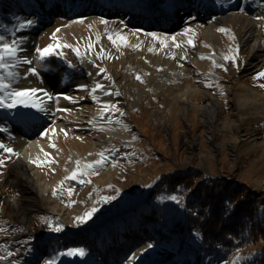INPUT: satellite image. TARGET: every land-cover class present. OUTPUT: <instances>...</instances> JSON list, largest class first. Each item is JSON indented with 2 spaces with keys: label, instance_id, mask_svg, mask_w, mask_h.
<instances>
[{
  "label": "rangeland",
  "instance_id": "obj_1",
  "mask_svg": "<svg viewBox=\"0 0 264 264\" xmlns=\"http://www.w3.org/2000/svg\"><path fill=\"white\" fill-rule=\"evenodd\" d=\"M250 1L257 6L264 5V0ZM170 2L161 0L162 7L158 13L162 16L171 14ZM213 2L220 11H226L236 0ZM12 3L6 8L8 14H0V35L9 41L22 36L23 29L19 28V23L33 20L35 24L39 19H44L47 12L44 4H35L32 0H14ZM69 3L82 12L63 16L57 13L58 10H52L54 18L45 22L44 30L39 28L35 48L43 49L50 43L59 42L79 49L80 55L77 56L71 48H61L44 61L37 58L35 50L31 57L40 71L62 77L63 85L67 84L64 97L71 98L65 99L67 112L83 126L80 137L58 142L57 145L65 151L69 147L80 151L93 149L95 160L100 159L98 153L108 149L110 159L102 166L87 170L76 180L70 178L71 174L65 171L64 165L61 166L63 173L60 175L54 163L41 165V177L48 176L53 180L52 189L42 203L31 210L28 222L14 215L5 197L7 194L14 196L16 190L7 182L3 183L0 187L4 200L0 205V257L8 256L16 246L26 247L28 244L30 264H45L50 259H54V264H136L144 250L150 252L145 264H168L172 259L182 261L190 256L195 257L196 264H234V261L236 264H264V261L259 263L264 256V238L223 255L220 251L206 250L196 231L182 233L179 237L178 224L185 219L186 191H180L179 187L161 186L166 175L186 170H198L204 178L229 180L257 195L258 204L253 218L264 225V116H261L262 111L258 108L264 105V87L261 86L264 85V77L255 78L264 71V60L255 67H247L249 49L242 43V22L235 23L233 19L225 22L223 26L230 31L227 34L218 31L220 43L216 44L208 39L202 29L212 14L196 10L198 26L193 27L190 38L194 46L188 45L193 61L181 59L171 52L167 56L174 62L163 67L160 60L152 61L153 51L144 50L143 35L156 33L158 39L153 38V45H159L160 39L165 38L167 44L171 37H176L175 28L136 30L128 27L110 30L109 18L103 16L102 20L93 22L94 29L81 40L73 33L74 30L80 33L88 29V15L92 10L109 13L122 11L132 18L137 17L133 15L137 11L142 13L146 8L153 9L151 6L158 5L154 4L156 0H69ZM119 6L125 8L119 10ZM240 10L249 11L247 0H243ZM262 30L264 44V24ZM54 32L56 40L51 39ZM113 33L124 34L126 43L114 45L108 39V34ZM89 44L93 45L90 50ZM166 46L160 44L157 53L163 52ZM200 47L205 49V55L200 52ZM237 47L238 53L235 51ZM101 49H104L102 53ZM224 55L235 56L236 59L234 62L225 60ZM202 56L205 58L202 59ZM213 60L223 67H215ZM94 68H98V71H94ZM84 69L92 71V75H84ZM100 69L105 72L101 73ZM9 71L17 74L15 68ZM22 71L25 77L33 75L27 72V68H22ZM4 72L0 69V75H4ZM136 75L141 79L137 80ZM34 76L39 78L38 74ZM14 77L5 76L7 83L13 86L16 81ZM91 77L93 84L86 85ZM157 77L158 80L152 79ZM198 77L205 81L208 90L220 101L215 114L224 125L212 127L214 140L207 137L204 116L196 106L205 103L200 94L190 98L196 105L183 112L180 111L179 98L172 99L167 94L169 89H181L188 82L196 84ZM97 82L124 98L125 103L121 106L116 101L114 104L129 113L130 131L137 135L136 140L111 139L103 147H93L90 136L96 129L90 122L96 117L100 101L96 96L98 91L94 99L91 90ZM249 89L253 92L251 95ZM233 94L239 98L236 107L231 100ZM53 95L58 101L57 92ZM172 104L173 111L166 119L170 127L164 129L155 123L153 117ZM256 109L257 112H252ZM153 110L155 112L152 113ZM236 110L238 115L233 113ZM15 111L16 108H0V132L9 127ZM239 115H243V118ZM52 126L53 122H48L38 136L47 139L52 133ZM46 130L47 135L42 136L41 133ZM215 143L219 145L218 148L214 146ZM231 143L235 151H232ZM4 145L10 147L11 141L5 138ZM12 158L13 154L0 150V159H3L0 180ZM62 162L65 163V158ZM53 189H56L55 195ZM67 189L72 190L71 195ZM170 195H176L180 202L167 199ZM101 197L114 199L102 202ZM58 202L65 209L61 215L54 214ZM92 207L98 209L92 218L86 223L77 224L75 217ZM63 221L69 224L63 227V231L50 229L49 224L54 228L57 224L63 225ZM50 233L51 237L47 239ZM10 236L17 238L15 242H8ZM69 247L83 248L84 255H59ZM237 257L240 258L238 261ZM254 257H257L256 261ZM9 258L10 264H18L20 260L18 258L17 262ZM0 264H5L4 259H0Z\"/></svg>",
  "mask_w": 264,
  "mask_h": 264
},
{
  "label": "bare ground",
  "instance_id": "obj_2",
  "mask_svg": "<svg viewBox=\"0 0 264 264\" xmlns=\"http://www.w3.org/2000/svg\"><path fill=\"white\" fill-rule=\"evenodd\" d=\"M247 1L249 10L247 12L240 10L243 0H236L235 4L226 11H220L213 0H171L170 9L173 12L163 16L158 13L159 8L162 7V3H160L161 0H156L154 4L158 5L155 7L151 6L153 9L150 10L146 8V11L144 10L142 13H140L141 11H139V13L137 11V14L132 13L137 16L132 18L128 17L125 13H121L122 11H113V13H109L95 9L89 12L88 29L80 33L74 30L73 33L78 40H81L94 29L93 22L98 19L102 20L103 16H108L110 30H123L128 27L135 28L136 30H140L141 28L147 30L152 28L159 30L175 28V42H183L181 47L173 46L174 42L172 40L167 41L166 49L161 53H157V47L160 43L158 42L159 45L155 46L153 45V37L148 35L149 33L143 35L142 45L144 50L149 51V48H151V51H153L152 61L160 60V64L165 67L174 62V60L167 56L171 52L175 53V56L181 59L185 58L190 62L193 61L192 52L188 49V44L186 43V41L192 37V33L185 35L183 34V30L186 28L193 30V27L198 26L195 21L198 17H196L194 13L197 10L201 11V13L212 14L210 20L206 21L202 29L206 33L208 39L216 44L220 43L218 29L225 28L223 26L225 22L231 19H233L235 23L242 22V43L245 48L249 49L247 67H255L260 61L264 60V44L261 38L263 34L262 25L264 24V19H262L264 18V5L257 6L250 0ZM12 2H14V0H0L1 15L8 14L6 8H9L10 6H7ZM32 2L35 4H44L47 12L44 19H39L37 23H33L30 27L21 31L22 36H26L27 39L23 45L25 50L24 53L18 55L22 58L26 57L31 60L32 64L27 65L21 63L15 67L17 74L14 78L16 81L13 83V86L12 84L11 86L18 89H42L49 93L52 99H47L43 96L42 92H38L36 98L38 101H42L41 107L24 108L18 106L14 115L11 117L12 121L10 120L9 127L4 132H0V144L4 145V139L7 138L11 141L10 148L14 150L13 158L7 163L8 168L4 172V177L0 180V187H2L3 183L5 184V182H7L15 188L16 194L14 196L7 194L5 198L9 202L8 205L13 210L14 215L18 216V218L24 222L29 221L31 210H34L36 206L41 204L45 195L49 194L52 189L53 180L49 179L48 176L41 177V165L54 163L59 175L63 173L61 166L64 165L65 171L71 174L77 167L83 169L85 163L95 161L96 158V153L93 149H84L80 151L78 148L69 147L68 150L65 151L63 147L61 148L57 145L58 142L80 137L83 126L80 125V121L73 119L67 111H62L67 107V103L64 99V87H66L67 84L63 85L64 81L62 77L56 73L40 71L31 57L38 40L39 28L43 29L45 27V22L54 18L51 14L52 10H58L57 13L63 16L66 14L74 15L80 11L82 12V10L71 5L69 0H32ZM124 8L125 6H119V10ZM133 40L134 39H132V41ZM199 50L202 54H206L203 47H200ZM134 61L135 57L133 63ZM29 67L38 70V79L34 75L25 77L22 68L28 69ZM91 67L93 68V66ZM83 71L84 75H92V71L89 72L88 69H84ZM94 71H98V68H94ZM152 79L158 80V77ZM87 80L88 82L86 85L93 84L92 77ZM5 82H7L6 78ZM133 85L138 86L137 84ZM156 89L160 90L158 87H156ZM107 91H111L112 95H105L104 93ZM54 92H57L58 101L54 99ZM248 92L250 95L253 93L251 89H249ZM167 94H170L172 99L179 98L178 100L181 103L180 111L182 112L190 106L196 105L192 103L190 98L200 94L205 100V103L196 106L204 116L207 137L214 140V131L212 127L224 125V122L215 114L216 110L219 108L220 101L216 96L211 94L205 81L202 80L201 77H198L196 84L188 82L181 89H169ZM178 95H181V97ZM96 96L97 100L100 101L98 104L100 108L96 113L95 119L91 121V125L96 129L90 136L93 147H103L104 144L111 139H121L123 141L136 140L137 135L132 134L130 131V115L128 112L125 110L111 113L105 112L103 118L99 115L102 105L105 103L114 104L116 101L121 106L125 103L124 98L116 96L115 91L110 88L98 90ZM238 99L236 94L232 95L231 100L235 107L238 104ZM172 108H174V104L167 105L162 112H159L157 117H153L155 123L162 126L164 129H168L170 126L166 119L167 115H170L171 111H173L171 110ZM258 108L262 111L261 116H264V105H260ZM257 111L256 109L252 112ZM153 112L155 111L153 110L152 113ZM121 113L123 114L121 115ZM233 113L239 114L238 110ZM249 114L250 113L247 115ZM109 115L112 116L111 122L108 121ZM0 117H2V115H0ZM239 117L243 118V115H239ZM50 121L53 122L52 133L47 139H42L38 134ZM53 129H55V131H53ZM61 129L64 131H61ZM51 145H55V147ZM214 146L217 148L219 147L216 143ZM231 149L235 151L232 143ZM64 158L65 163L63 164L62 159ZM77 160L81 162L79 166L76 164ZM1 196L3 197V194L0 195V205L2 201H4ZM54 210V214L57 215H61L65 211L61 202L55 205ZM62 224L64 228L69 225L66 221H63ZM51 234L52 233L48 234L47 239L51 237ZM16 239L15 236H10L8 237V242H15ZM13 250H16V252H13ZM13 250L10 252L11 255L4 256L6 263H8L9 257H11L13 261H17L18 258H20L19 262L17 261L18 264H30L31 260L27 257L29 253H31L28 244L26 247L23 245L16 246ZM149 257L150 252L144 250L136 264H145ZM168 264H196V259L193 256L187 257L182 261L172 259Z\"/></svg>",
  "mask_w": 264,
  "mask_h": 264
},
{
  "label": "trees",
  "instance_id": "obj_3",
  "mask_svg": "<svg viewBox=\"0 0 264 264\" xmlns=\"http://www.w3.org/2000/svg\"><path fill=\"white\" fill-rule=\"evenodd\" d=\"M161 186L186 191L185 219L178 224L179 237L182 233L196 231L206 250L220 251L223 255L264 238V225L253 218L257 195L244 186L229 180L201 177L198 170L168 174ZM254 259L256 261L257 257ZM263 261L264 256L259 263Z\"/></svg>",
  "mask_w": 264,
  "mask_h": 264
},
{
  "label": "snow or ice",
  "instance_id": "obj_4",
  "mask_svg": "<svg viewBox=\"0 0 264 264\" xmlns=\"http://www.w3.org/2000/svg\"><path fill=\"white\" fill-rule=\"evenodd\" d=\"M262 19H264V18H262ZM102 22H104V21H102ZM33 23H34L33 20H26L24 22L19 23V28L20 29L28 28ZM56 31L58 32L59 29H57ZM218 31L227 34L230 30L225 29V28H219ZM192 32H193V30L190 28H186L183 30V34H185V35L192 33ZM148 35L152 36L154 39H158L156 33H149ZM26 39H27L26 36H18L17 38L11 39L9 41V40H6L3 35H0V69L5 70L4 75H0V108L14 109V108H17L18 106L24 107V108H39V107H41L42 101H38L36 98V94L38 92H42V94L45 98L52 99V97L49 95V93H47L46 91H44L42 89H37V88L18 89V88H13L10 83L5 82V76L14 77L16 75V73L9 71V69L15 68L21 63L27 64V65L32 64L31 60L27 59L26 57L22 58L20 55H18V54L24 53L25 50L23 48V45H24ZM51 39L56 40V33L55 32L52 34ZM108 39L114 45H117L118 42L126 43V36L122 33L108 34ZM166 39L167 38L160 39L161 46H166V43H165ZM171 39L174 42L173 46L181 47V44L183 42L176 43L175 42V36L171 37ZM186 43L190 46H194L191 39H188L186 41ZM92 47H93L92 44L88 45L89 50ZM61 48H71L77 56L80 55L79 49L73 48L72 45L61 44L59 42H57L55 44L50 43L46 47H44L43 49L37 47L34 50L37 53V58L41 61H44L47 59V57L55 54V51L57 49H61ZM151 50L152 49L149 48V51H151ZM100 51L102 53L104 51V49H101ZM230 51H232V50L230 49ZM235 51L238 53V47H237V49H235ZM61 55H62V53H61ZM100 58H103V57L101 56ZM108 58H111V57H108ZM173 58H175V57H173ZM201 58L204 59L205 57L202 56ZM223 59L231 60L234 62L236 57L231 56V55H224ZM213 65L215 67H223V65L216 64L215 60H213ZM27 72L31 73L33 75L38 74V70L36 68H33V67H29L27 69ZM100 72L103 73V72H105V70L100 69ZM260 77H264V71L259 72L255 78H260ZM135 78L137 80L141 79V77L139 75H136ZM208 86H211V85H208ZM261 86L264 87V85H261ZM81 87H86V86H81ZM103 89H104V85L97 82L91 90V92L93 94V98L94 99L96 98L94 95L96 91L103 90ZM104 94L105 95H112L111 91H107ZM57 99H58V97H57ZM64 99H71V98L65 96ZM62 111H68V110L63 109ZM105 112H108V113L120 112V109L117 107L116 104L105 103L104 105H102L101 112L99 113L101 118H103ZM122 114L123 113H121V115ZM111 120H112V116L109 115L108 121L111 122ZM0 131H2V130H0ZM53 131H55V129H53ZM61 131H64V130L61 129ZM41 135L42 136L47 135V130L45 132H42ZM51 146L55 147V145H51ZM0 149H3V151L5 153L14 154V150L12 148L6 147L3 144H0ZM108 152H109L108 149H104L100 153H98V155L100 156V159H97V160L92 161L90 163H85L83 165V169H80L79 167L74 169L70 175V178L73 180H76L78 178V176L84 175L87 170L93 169L97 166H102L105 161H108L110 159L109 155L107 154ZM46 155H48V154H46ZM89 155H91V154H89ZM33 162H35V161H33ZM80 163L81 162L79 160L76 161V164L78 166L80 165ZM0 164H3V159H0ZM113 166H115V164H113ZM68 178L69 177H66L65 179H68ZM61 183H63V181ZM109 187H111V185H109ZM67 191H68V194L71 195L72 190L67 189ZM55 194H56V189H53V195H55ZM90 195H91V193H90ZM109 199H114V197H101L102 202H107ZM167 199L177 201L178 203L180 202L179 198L176 195H170L167 197ZM73 203H75V201H73ZM97 211H98L97 208L92 207L91 209L86 211L83 215L75 217L77 224L86 223L89 219L92 218V216ZM49 227L52 231L61 232V231H63L64 226L61 224H57L54 228H52L51 224H49ZM149 247H151V245H149ZM84 252H85V250L83 248L69 247V248H67L66 251L60 252L59 255L62 257L63 256L74 257L77 255L83 256ZM9 255H11V253H9ZM0 259H3V257H0ZM239 259L240 258L237 257V261ZM45 264H54V259L47 260L45 262ZM234 264H236L235 261H234Z\"/></svg>",
  "mask_w": 264,
  "mask_h": 264
},
{
  "label": "built area",
  "instance_id": "obj_5",
  "mask_svg": "<svg viewBox=\"0 0 264 264\" xmlns=\"http://www.w3.org/2000/svg\"><path fill=\"white\" fill-rule=\"evenodd\" d=\"M1 257H3V259H4V256L1 255ZM4 262H5V260H4ZM5 264H10V263H6V262H5Z\"/></svg>",
  "mask_w": 264,
  "mask_h": 264
}]
</instances>
